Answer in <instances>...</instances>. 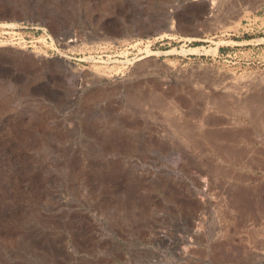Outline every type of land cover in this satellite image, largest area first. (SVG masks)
<instances>
[{
	"label": "rangeland",
	"instance_id": "obj_1",
	"mask_svg": "<svg viewBox=\"0 0 264 264\" xmlns=\"http://www.w3.org/2000/svg\"><path fill=\"white\" fill-rule=\"evenodd\" d=\"M156 2L0 0V264H264V0Z\"/></svg>",
	"mask_w": 264,
	"mask_h": 264
},
{
	"label": "bare ground",
	"instance_id": "obj_2",
	"mask_svg": "<svg viewBox=\"0 0 264 264\" xmlns=\"http://www.w3.org/2000/svg\"><path fill=\"white\" fill-rule=\"evenodd\" d=\"M170 17V16H169ZM165 19H167L166 18V16H163L162 18H161V20L163 21V23L165 24ZM175 21V20H174ZM174 21L173 20H170V18H169V20H168V22L169 23H167V24H165L166 26H164V28L165 27H167V30L166 31H162V36H170V35H172V31H176L175 29H173L174 28ZM14 25V24H13ZM163 29V28H162ZM161 36V37H162ZM80 39H83V37L81 36V35H78L77 36V40H80ZM61 63H62V65L66 68V71H68V72H71V73H74V72H78V68L77 67H75L74 66V64H72V63H70L68 60H66L65 58H63V59H61ZM83 75V74H82ZM164 98V97H163ZM157 99V98H156ZM161 99V98H160ZM158 100V99H157ZM163 103V102H162ZM147 139V138H146ZM114 140V139H113ZM148 140V139H147ZM115 143H117V142H115ZM129 143V142H128ZM160 156V155H159ZM163 157V156H162ZM164 160V159H163ZM162 160V161H163ZM147 161V160H146ZM164 162V161H163ZM176 163V162H175ZM165 164V163H164ZM166 165V164H165ZM170 165V164H169ZM181 167V166H180ZM192 171V170H191ZM172 174V173H171ZM177 174V173H176ZM181 174V173H180ZM192 174V173H191ZM179 175V174H178ZM173 177H177V179H179V180H181V178H183L181 175L180 176H177V175H174ZM195 177V176H194ZM157 183H159L158 181H157ZM162 184H161V187L163 188V189H167V190H170V191H172L171 189H172V187H173V183H167V182H161ZM175 190V189H174ZM173 190V191H174ZM179 193H176L175 195H177L178 196V194L180 195L181 193H183L182 191H178ZM171 193V192H170Z\"/></svg>",
	"mask_w": 264,
	"mask_h": 264
},
{
	"label": "water",
	"instance_id": "obj_3",
	"mask_svg": "<svg viewBox=\"0 0 264 264\" xmlns=\"http://www.w3.org/2000/svg\"><path fill=\"white\" fill-rule=\"evenodd\" d=\"M122 1H125L126 3L127 2H130V3H132V5H133V7H137V6H139V8L141 9L142 7H144V6H147V10L148 11H150V12H154V11H156L155 10V8H156V6H157V2H156V0H122ZM146 3H148L147 5H146ZM136 8H133V11L135 12V11H137V10H135ZM138 12H140V10H138ZM153 15V14H152ZM165 16H166V18L167 19H165V24H167V23H169L168 22V20H169V15L168 14H165ZM164 23H161V25H159V26H154V27H152L151 29H146V30H143L142 32H141V34H146V33H151V32H156V31H159L160 29H162V28H164V26H166ZM193 35H195V34H193Z\"/></svg>",
	"mask_w": 264,
	"mask_h": 264
},
{
	"label": "crops",
	"instance_id": "obj_4",
	"mask_svg": "<svg viewBox=\"0 0 264 264\" xmlns=\"http://www.w3.org/2000/svg\"><path fill=\"white\" fill-rule=\"evenodd\" d=\"M196 22H197V20H196Z\"/></svg>",
	"mask_w": 264,
	"mask_h": 264
}]
</instances>
